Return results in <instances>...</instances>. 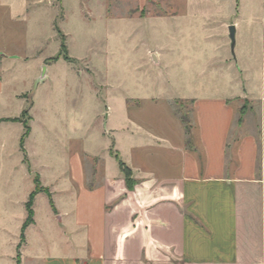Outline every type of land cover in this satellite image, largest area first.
Instances as JSON below:
<instances>
[{
  "label": "rangeland",
  "instance_id": "rangeland-1",
  "mask_svg": "<svg viewBox=\"0 0 264 264\" xmlns=\"http://www.w3.org/2000/svg\"><path fill=\"white\" fill-rule=\"evenodd\" d=\"M16 1L20 6L24 0ZM81 1L59 0L49 10L31 3L30 11L22 4L16 15L0 10V53L6 55L0 57L5 84L0 117H22L28 109L25 120L32 128L26 144L31 171L21 168L23 126L0 129V150L5 148L0 153V206L10 211L3 219L2 252L21 242L37 175L59 209L72 211L71 159L81 150L104 155L101 130L108 129L107 115L116 118L115 127H123L122 103L147 129L166 125L174 130L171 110L179 118L185 113L198 150L189 98L216 91L242 94L264 84V0H190L188 10L189 0H149L142 6L137 0ZM206 14L213 18L203 19ZM231 26L236 28L234 48ZM57 30L73 62L59 58L63 41ZM137 101L143 107L135 111ZM238 102L239 120L251 101ZM85 164L88 176V159ZM34 211L37 225L25 233V257L71 250L78 237L68 225L72 215L54 217L45 193L37 195Z\"/></svg>",
  "mask_w": 264,
  "mask_h": 264
},
{
  "label": "crops",
  "instance_id": "crops-1",
  "mask_svg": "<svg viewBox=\"0 0 264 264\" xmlns=\"http://www.w3.org/2000/svg\"><path fill=\"white\" fill-rule=\"evenodd\" d=\"M2 1L0 10L15 15L22 4L30 11L31 3L44 10L59 3L24 0L18 6L16 0ZM137 1L142 6L149 0ZM189 6L190 0L187 10ZM2 56L6 59L1 52ZM4 94L0 75V97ZM239 99L251 101L241 125ZM189 101L195 112L198 150L187 146L185 126L172 110L174 130L169 127L168 131L166 125L160 130L145 128L140 118L131 116L127 103L121 107L123 127H115L116 118L107 115L108 129L101 130L104 155L81 150L71 159L69 190H76L72 211H61L46 187L52 194L54 217L63 220L72 215L68 225L78 236L77 242L71 250L27 259L25 235L20 264H264V84L230 96L206 92ZM137 103L135 111L143 107L141 101ZM7 124L23 126L0 122V129ZM31 133L25 142L28 158ZM120 161L135 182L131 190ZM9 214V209L0 206V264H17L19 243L2 252L3 219ZM34 220L26 232L36 227V216Z\"/></svg>",
  "mask_w": 264,
  "mask_h": 264
},
{
  "label": "trees",
  "instance_id": "trees-1",
  "mask_svg": "<svg viewBox=\"0 0 264 264\" xmlns=\"http://www.w3.org/2000/svg\"><path fill=\"white\" fill-rule=\"evenodd\" d=\"M58 33L61 34L60 31H58ZM61 37H62V41H63L62 42V53L59 55V58L61 56H64V59L67 62H73L68 57V49H67V47L65 45V39H64L63 35H61ZM180 105L181 106H179V107H180V110H181V109H183V107H182L183 104H180ZM245 110L246 109H243V111L241 113V117L238 120V124L239 125H241L243 123L244 116L246 114ZM27 114H28V109H26V110L23 111L22 117H20V118L2 119V120H0V122H21V123H23L24 133H23V135L21 137V140H20V150L24 154V157H25L24 158V162H25V164H27L29 170H31L30 163H29V160H28V156H27V153H26V150H25V142H26V139L29 137V135L31 133V127L28 124V122L25 120V116ZM180 119H181L182 123L184 124L185 129L187 131V134L189 136L188 137V140H187V146L190 149H194V147L192 145V133H191V127H190L189 119H188V117H187V115L185 113L181 115ZM29 120H32V118H29ZM119 163H120L121 168L125 172L126 182H127V185L129 187V189L131 190L133 188V186H134V183H135L130 178V174L131 173L126 168L125 164H123L121 161ZM34 182H35V189L31 193L30 198H29V201L26 204V210H27L28 216H27V219L24 222L23 227H22L21 242H20V244L17 247V252H18V254H17V264H20V262H21V249H22V247H23V245L25 243V232H26L27 228L29 226H31L32 224H34V222H35V220H34V217H35L34 205H35V199H36L37 195L40 194V193H45L48 196V198H49L51 207L55 211V206H54V202H53L52 194H51L50 190L48 188L44 187L41 184L40 177L38 175L34 178Z\"/></svg>",
  "mask_w": 264,
  "mask_h": 264
},
{
  "label": "water",
  "instance_id": "water-1",
  "mask_svg": "<svg viewBox=\"0 0 264 264\" xmlns=\"http://www.w3.org/2000/svg\"><path fill=\"white\" fill-rule=\"evenodd\" d=\"M229 35H230V39L232 41V47L234 48L235 47V41H236V38H235L236 37V28H235V26H231L229 28Z\"/></svg>",
  "mask_w": 264,
  "mask_h": 264
}]
</instances>
